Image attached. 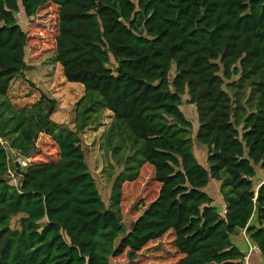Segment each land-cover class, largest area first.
Returning a JSON list of instances; mask_svg holds the SVG:
<instances>
[{
  "label": "trees",
  "instance_id": "16d2710c",
  "mask_svg": "<svg viewBox=\"0 0 264 264\" xmlns=\"http://www.w3.org/2000/svg\"><path fill=\"white\" fill-rule=\"evenodd\" d=\"M49 3L59 7L54 61L68 82L84 86L74 129L52 119L55 98L17 107L9 95L29 67L27 24ZM244 83L245 103L230 91ZM186 92L208 169L194 154ZM106 111L108 203L81 138ZM41 135L55 158L40 153ZM10 150L29 159L23 176L10 167ZM146 165L158 195L127 230L123 186ZM261 172L264 0H0V264H138L169 235L176 258L168 264H245L234 239L241 230L264 255ZM210 179L220 183L222 212L205 191Z\"/></svg>",
  "mask_w": 264,
  "mask_h": 264
},
{
  "label": "rangeland",
  "instance_id": "374dc122",
  "mask_svg": "<svg viewBox=\"0 0 264 264\" xmlns=\"http://www.w3.org/2000/svg\"><path fill=\"white\" fill-rule=\"evenodd\" d=\"M58 10L59 7L57 5L53 3L46 4L39 8L36 17L28 22L29 67L24 76H18L12 81L9 95L17 107L31 106L43 94L55 98L58 103L52 115L53 120L67 128L74 129L76 107L84 95V87L80 83L68 82L63 75L62 66L54 61L55 54L53 51L58 34ZM20 18L21 23L26 25L27 20L25 17L20 15ZM22 18L25 20H22ZM175 74L176 66L173 63L169 78L172 80ZM230 91L233 95L238 93L242 102L245 103L249 99L247 97L251 92V87L246 83L242 87L237 84ZM182 97L183 104L181 108L193 125L194 154L199 163L208 169V148L195 138V133L198 129L196 106L188 102L189 95L187 92ZM112 118V113L106 111L101 122L92 124L81 134L88 165L101 195L107 203L109 202L112 188V183L109 182L107 177L112 171L111 164H114V160L111 154L107 152L105 134L112 122ZM38 146L41 154L48 158H55L56 148L48 137L41 135L38 140ZM114 170L115 173H118L120 168L115 167ZM14 174V172L10 173L11 183L17 184L18 178ZM255 179L257 181V178ZM158 188L159 186L154 180V170L148 165L143 167L137 181L124 184L122 206L123 220L127 230L133 227L134 221L142 213L143 208L157 197ZM205 191L213 198L214 205H216L219 212H222L224 200L223 197L221 198L220 183L210 179ZM18 218L15 217L13 219L14 226H18ZM172 240V236L169 235L145 250L139 257L138 264H151L154 262L168 264L175 261L176 253ZM115 262L128 264L125 259Z\"/></svg>",
  "mask_w": 264,
  "mask_h": 264
},
{
  "label": "crops",
  "instance_id": "0c3cea01",
  "mask_svg": "<svg viewBox=\"0 0 264 264\" xmlns=\"http://www.w3.org/2000/svg\"><path fill=\"white\" fill-rule=\"evenodd\" d=\"M83 86V85H82ZM84 87V86H83ZM112 113V112H111ZM53 119V118H52ZM57 122V121H56ZM59 123V122H58ZM260 174V176H259V178H261V179H264V173L263 172H261V173H259ZM223 196L221 195V198H222ZM223 201V200H222ZM224 207H225V203H224V201H223V209H224ZM234 239H235V241L237 242V244H239L240 246H241V248L243 249V251L246 253L247 252V250H248V244H247V242H246V240H245V237H244V235H243V230H241L238 234H236V235H234ZM252 257V258H251ZM251 257H250V263L249 264H264V255H262V253L261 252H258V251H254V252H252V254H251ZM112 264H118V263H116V262H113Z\"/></svg>",
  "mask_w": 264,
  "mask_h": 264
},
{
  "label": "water",
  "instance_id": "95a60500",
  "mask_svg": "<svg viewBox=\"0 0 264 264\" xmlns=\"http://www.w3.org/2000/svg\"><path fill=\"white\" fill-rule=\"evenodd\" d=\"M10 154L12 156L13 161L10 163V167L20 176L25 174V168L28 165L29 159L21 156L18 153L10 150Z\"/></svg>",
  "mask_w": 264,
  "mask_h": 264
},
{
  "label": "built area",
  "instance_id": "2783aa9c",
  "mask_svg": "<svg viewBox=\"0 0 264 264\" xmlns=\"http://www.w3.org/2000/svg\"><path fill=\"white\" fill-rule=\"evenodd\" d=\"M10 172H11V171H10ZM243 235H244L245 240H246V242H247V244H248V250H247V252H246V256H245V258H244V263H245V264H249V263H250L249 261H250V257H251L252 252H254V251L261 252V249H260L259 245H258L256 242H254V241L249 237V235L247 234V232H246L245 229L243 230Z\"/></svg>",
  "mask_w": 264,
  "mask_h": 264
}]
</instances>
